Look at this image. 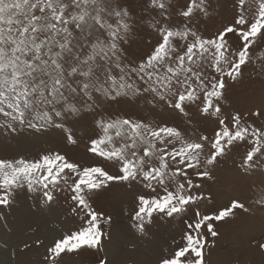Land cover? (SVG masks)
<instances>
[{"label":"snow or ice","instance_id":"obj_1","mask_svg":"<svg viewBox=\"0 0 264 264\" xmlns=\"http://www.w3.org/2000/svg\"><path fill=\"white\" fill-rule=\"evenodd\" d=\"M168 2L151 0L164 23L149 24L157 42L149 41L148 53L131 61L134 28L120 0H0V128L11 133L57 128L67 145H77L68 121L91 116L94 133L86 153L118 167L113 175L102 166L70 160L59 149L37 159L0 157V205L9 206L25 189L40 193L42 204L63 191L80 219L77 229L49 242L44 264H64L65 255L99 248L105 235L101 222L110 218L94 210L90 200L110 182H136L149 190L137 196L132 217L133 227L144 232L153 213L172 218L204 199L195 180L210 179L219 158L241 143L246 170L264 160V127L238 112L224 117L221 109L228 81L255 63L251 49L264 42V0H239L234 23L212 37L191 24L197 12L208 15L206 0H187L178 13L185 20L181 26L168 24ZM141 97L154 109L163 106L184 115L195 105L201 115L216 117L213 136L189 140L163 121L105 114V104ZM251 116L261 119L264 112ZM256 203L264 206V192ZM237 209L249 211L237 200L210 214L196 208L183 221L181 242L159 264H203L207 236L218 235L214 222L234 217Z\"/></svg>","mask_w":264,"mask_h":264},{"label":"rangeland","instance_id":"obj_2","mask_svg":"<svg viewBox=\"0 0 264 264\" xmlns=\"http://www.w3.org/2000/svg\"><path fill=\"white\" fill-rule=\"evenodd\" d=\"M120 3L131 12L134 33L128 52L129 60L136 61L148 53L149 41L153 45L157 42L158 37L149 24L164 23L161 10L151 6V0H120ZM186 3L187 0H169V25L185 23L178 13ZM206 6L208 15L197 12L191 22L204 37H212L224 26L233 24L241 12L239 0H206ZM251 7L250 2H246L249 16ZM229 39L235 48L236 36L231 34ZM251 54L255 63L249 62L234 82L227 83L221 102L222 116L230 117L238 112L249 123L264 127V118L251 116L257 110L264 112V42L253 47ZM104 111L134 120L166 122L169 126H177L189 140L198 139L200 135L212 137L217 127L216 117L201 115L195 105L184 115L163 106L154 109L144 97L134 102L121 100L105 104ZM68 127L78 139L77 145H67L65 134L57 128L41 132L25 129L15 133L0 128V157L37 159L49 150L59 149L70 160L102 166L113 175L118 172V167L111 162L86 153L88 137L94 133L91 116L78 122L70 120ZM244 153L245 146L241 143L219 158L211 169L210 179L195 180L202 184L197 192L204 199L172 218L153 213L152 223L146 225L144 232L133 227L136 222L132 217L137 209V196L149 190L136 182H110L90 200L94 210L102 213L105 219L110 218L107 223L101 222L105 235L99 248H85L65 255L64 264H100L102 260L109 264V258L114 256L112 264H159L160 258L173 252L181 242L185 230L183 221L191 219L196 208L202 214H210L229 206L233 200L243 203L249 211L237 209L234 217L214 222L218 235L207 236L203 264H264V249L259 247L264 243V206L256 203L264 192V160L246 170L242 165ZM73 206L69 195L63 191L54 193V200L48 204L41 203L40 193H28L26 189L17 191L9 206L0 205V264H44L49 242L78 228L80 219L72 212ZM112 247L115 251L110 253Z\"/></svg>","mask_w":264,"mask_h":264},{"label":"bare ground","instance_id":"obj_3","mask_svg":"<svg viewBox=\"0 0 264 264\" xmlns=\"http://www.w3.org/2000/svg\"><path fill=\"white\" fill-rule=\"evenodd\" d=\"M114 251H115V248L112 247V250L110 251V253H112V252H114ZM117 252H118V250H116V254H117ZM109 259H110V260H109V261H110L109 264H112V262L115 260V256L112 257V258L110 257Z\"/></svg>","mask_w":264,"mask_h":264}]
</instances>
